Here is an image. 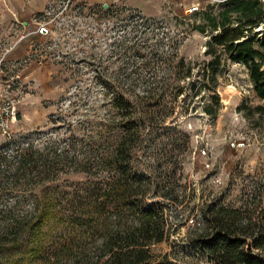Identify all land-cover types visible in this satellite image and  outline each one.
Masks as SVG:
<instances>
[{"label":"rangeland","instance_id":"obj_1","mask_svg":"<svg viewBox=\"0 0 264 264\" xmlns=\"http://www.w3.org/2000/svg\"><path fill=\"white\" fill-rule=\"evenodd\" d=\"M226 1L0 0V107L16 113L8 134L0 132V157L9 159L0 226L38 219L50 200L59 213L43 227L46 252L64 248L66 262L81 253L83 230L71 217L101 212L103 227L116 225L118 204L88 207L85 199L102 197L114 175L110 153L131 120L128 105L132 165L150 183L140 195L170 214V237L153 247L154 259L211 264L193 257L188 238L190 219L213 200L264 213V101L241 63L224 59L211 88L202 76L211 35L197 30L200 17ZM263 32L264 23L254 30ZM19 155L30 161L20 170ZM165 186L181 203L161 197Z\"/></svg>","mask_w":264,"mask_h":264},{"label":"trees","instance_id":"obj_2","mask_svg":"<svg viewBox=\"0 0 264 264\" xmlns=\"http://www.w3.org/2000/svg\"><path fill=\"white\" fill-rule=\"evenodd\" d=\"M225 6L217 15L203 13L200 17L203 25L197 27L201 33L210 30L211 35L205 52L210 59L202 69L204 86L211 88L208 84L217 82L224 59L231 60L247 68L256 97L264 101V32L261 35L254 33L255 28L264 23V3L260 0H227ZM211 102L220 107L219 95L215 93ZM117 104L115 102V106L123 108L120 103ZM210 106L205 107V112L216 116L217 110L213 111ZM129 107L126 112L131 126L127 124L121 128L123 136L110 153L114 175L103 183L102 197L93 201L85 199L88 207L91 204L105 205L108 200L121 206L117 209L124 212H118L122 215L116 216V225L103 227L105 215L101 212L87 211V214L71 217L69 222H75L83 230L78 236L81 253L65 262L63 258L68 250L62 248L61 253L55 255L46 252L48 247L43 227L59 213L49 200V205L38 219L30 222L11 219L0 226V264H26V259L30 261L34 258H42L39 264H173L167 253L158 260L154 259L153 247L165 243L170 237V214L162 203L148 204L140 195L141 188L150 186V183L144 185L132 165L133 149L128 138L136 127V121ZM257 109L262 110V106ZM17 157L19 170L30 163L24 155ZM8 161L7 157H0V177L1 166L7 165ZM162 192L161 197L170 202H180L170 187L165 186ZM262 213L259 215L250 209L245 211L224 206L213 200L201 211L198 220L190 219L193 228L189 232L188 246L193 251V257L211 264H264ZM255 215L258 216L255 218ZM89 230L92 231L91 236L98 235V240L92 242L94 246L89 244L93 247L91 250L87 244L89 236H86ZM100 231L101 234H98ZM68 243H63V247Z\"/></svg>","mask_w":264,"mask_h":264},{"label":"built area","instance_id":"obj_3","mask_svg":"<svg viewBox=\"0 0 264 264\" xmlns=\"http://www.w3.org/2000/svg\"><path fill=\"white\" fill-rule=\"evenodd\" d=\"M258 32V31H257ZM260 33L259 35H261ZM4 110L0 107V132L4 135L8 134V132L12 128V122L15 120L16 113L15 108L13 110H8L3 113Z\"/></svg>","mask_w":264,"mask_h":264},{"label":"crops","instance_id":"obj_4","mask_svg":"<svg viewBox=\"0 0 264 264\" xmlns=\"http://www.w3.org/2000/svg\"><path fill=\"white\" fill-rule=\"evenodd\" d=\"M3 24H4V21L3 20H0V26H1L2 32H3Z\"/></svg>","mask_w":264,"mask_h":264},{"label":"water","instance_id":"obj_5","mask_svg":"<svg viewBox=\"0 0 264 264\" xmlns=\"http://www.w3.org/2000/svg\"><path fill=\"white\" fill-rule=\"evenodd\" d=\"M105 8H107V6L105 5Z\"/></svg>","mask_w":264,"mask_h":264}]
</instances>
